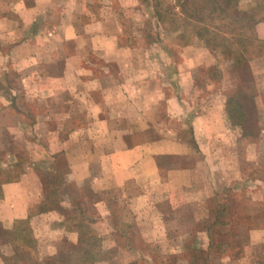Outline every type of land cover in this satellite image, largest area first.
<instances>
[{
	"label": "crops",
	"instance_id": "1",
	"mask_svg": "<svg viewBox=\"0 0 264 264\" xmlns=\"http://www.w3.org/2000/svg\"><path fill=\"white\" fill-rule=\"evenodd\" d=\"M90 2L0 0V67L11 68H0V97L7 100L0 107V131L30 129L28 136L0 134V151L10 152L12 160L0 169L28 163L9 147L8 137L26 146L32 161L30 171L21 173L31 176L26 184L0 180V223L28 228L31 247H24L23 264H132L125 258L135 255L134 241L158 239V229L145 227L154 209L198 207L200 200L185 199V193L215 189L208 132L222 109L216 111L213 99L206 112L190 114L192 88L174 89L170 96L164 87L146 88V81L172 79L178 85L193 75H168L162 68L142 72L140 51L119 26L109 28ZM53 22L59 34L48 39ZM163 103L176 124L165 122ZM28 107L27 123H6L7 111L27 113ZM102 224L109 228H96ZM89 255L99 258L88 261ZM163 256L174 263L169 253Z\"/></svg>",
	"mask_w": 264,
	"mask_h": 264
},
{
	"label": "rangeland",
	"instance_id": "2",
	"mask_svg": "<svg viewBox=\"0 0 264 264\" xmlns=\"http://www.w3.org/2000/svg\"><path fill=\"white\" fill-rule=\"evenodd\" d=\"M164 1L175 4L176 0ZM256 2L241 1L243 7L250 8L251 12L254 11L251 5ZM90 3L98 12V17L105 21L109 28L119 26L118 29L126 42L137 47L140 51L137 57L139 56L138 62L142 66L140 68L142 72L153 71L157 74L162 68L168 75H171L172 71L181 70L184 72L190 70L193 75V80H185L182 84L179 83L180 85L172 79L167 81L162 79L163 84L158 79L146 81V88L164 87L161 89L168 96L174 93V89L183 93L186 87L192 88V92L187 96L189 101L186 102L189 104L190 114L206 112L208 102H212L213 99L216 111L222 109L218 124L208 132L210 150L213 146L215 152L213 157L210 154L209 161L210 170L213 171L211 173H214L210 178L214 179L215 189L213 191L210 189L207 193L200 186L194 193H185L188 195L185 199L193 196L194 199L200 200L201 204L198 207L171 208L164 205L158 211L154 209L153 220L146 223L145 227L152 226L158 229L160 231L158 239L134 241L133 248H136V253L126 256V261H132V264H168L163 255L169 253L171 257L168 261L174 260V263L170 264H264V41L260 38L264 36V20L247 24V31L244 37H241L251 46L252 55L262 56L252 59L247 64L237 65L233 63V56L225 48L226 43L218 41L209 48L193 33L187 34L183 39L174 30L163 33L159 25L157 26L148 0H91ZM255 10L259 11L258 8ZM241 25V22L234 21L231 31H237L236 27ZM48 26L46 37L52 39L59 34L60 28L56 22L49 23ZM180 26L182 27V24ZM257 28L261 29L259 34ZM234 38L239 39L240 36L236 35ZM254 39L260 43L259 46L254 45L256 43ZM235 48L240 51L239 46ZM147 55L150 58L144 61L143 57ZM165 57H169L172 63L166 62ZM96 65L97 71L102 70L101 63L96 62ZM2 67H5V71H11L5 64L0 68ZM241 91L255 97V102L251 104L252 126L250 125L251 128L248 127L246 132L233 125V120L226 111L230 94H238ZM221 101L224 103L223 107ZM6 103L7 100L0 97V107ZM13 103L17 105L16 100ZM25 103L32 105L31 97H27ZM159 108L167 125L177 123L167 116L166 103ZM26 110L27 113H21L12 109L3 117L6 123L19 121L27 123L31 108L28 107ZM188 127L189 124L185 129L186 136L189 133ZM0 134L3 137L28 136L30 129L22 128L21 131L7 133L2 130ZM8 139L9 147L28 163L24 164L23 169L17 166L9 167L10 164L0 169V180L5 181L11 177L26 184V179L29 182L31 176L27 177L21 173L30 171L32 161L27 159L29 150L26 146L19 147L10 137ZM8 154L6 150L0 151V164L12 161ZM203 166L206 164L200 167L201 170ZM98 226L104 231L109 228L106 224L96 225L97 229ZM165 233H168L171 239L165 238ZM210 239L212 245L207 259L205 257ZM18 243L21 245L20 241ZM17 247L18 245L14 244L13 249L9 238L3 236L0 230V264L17 263L18 258L15 255ZM122 252L126 253L124 250ZM144 254L146 258L143 257Z\"/></svg>",
	"mask_w": 264,
	"mask_h": 264
},
{
	"label": "trees",
	"instance_id": "3",
	"mask_svg": "<svg viewBox=\"0 0 264 264\" xmlns=\"http://www.w3.org/2000/svg\"><path fill=\"white\" fill-rule=\"evenodd\" d=\"M176 1L174 4L171 1L170 3H165L164 0H148V6L152 8L153 16L156 20L157 26L159 25L163 33L174 30L179 34L181 39H183L184 36H187V34L193 33L197 39L202 40L209 48H212L214 45H216L218 41L226 43L227 47L225 48H227L228 52L233 56V63L237 65L247 64L252 59L262 56V54H258L257 56L254 54L252 55V51H250L251 46H249V44L241 37H244V34L247 31V24L257 23L264 20L263 1L256 0L257 2L251 5L252 8H254V11L252 12L249 11L250 8L247 9L246 7H243L241 3L242 0ZM256 8H258L259 11H256ZM179 21L184 22L179 23ZM234 21L242 23L241 26L236 27L237 31H231ZM180 24H182V27ZM169 26L171 29H168ZM236 35L240 36V38H234ZM254 40L256 42L254 45L259 46L260 43L256 39ZM230 45H233V47ZM236 46H239L240 51L235 48ZM254 102L255 97L253 94L242 93V91L238 94L231 93L227 99L226 111L229 114V118L233 120L234 126L240 127L244 132L247 131V128L250 125L252 126L253 121H251V104ZM0 230L3 236L9 238V242L13 249L14 244L18 245L17 250L19 252H15L18 262L15 264H19V262L23 264L22 261L24 257L22 253L25 250L24 247H27V245L31 247V239L29 237L30 234L28 232V228L23 226V224H20L19 227L8 229L0 223ZM18 241L21 242V245L18 243ZM210 245H212L211 239L209 240L207 254L205 257L207 259L210 255ZM86 258L88 261H93L99 257L95 255H89ZM63 262H61V264H64ZM34 264L40 263L35 262ZM41 264L53 263L47 261Z\"/></svg>",
	"mask_w": 264,
	"mask_h": 264
}]
</instances>
